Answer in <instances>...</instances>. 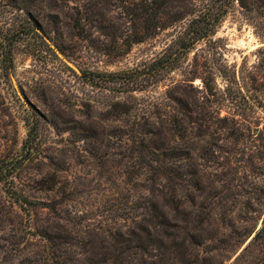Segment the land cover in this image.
<instances>
[{
    "label": "rangeland",
    "instance_id": "rangeland-1",
    "mask_svg": "<svg viewBox=\"0 0 264 264\" xmlns=\"http://www.w3.org/2000/svg\"><path fill=\"white\" fill-rule=\"evenodd\" d=\"M13 1L0 0V167L11 161L18 167L13 177L0 183V200L56 204L55 211H39L38 222L50 217L53 230L72 234L75 241H86L88 249L98 252H114L111 245L115 239H124L116 246L137 249L140 235L143 242L147 239L140 229L144 225L152 231L156 243L162 238L171 251L175 242L182 241L192 251V238L197 237L204 242L197 250L204 258L211 257L214 264L258 261L259 249L240 256L249 240L236 254L221 251L212 255L214 243L210 238L245 233L256 226L258 230L262 225L264 113L254 111L251 121L242 124L244 135L238 139L221 129L211 134L203 132L195 141L200 188L191 200H178L179 210L175 211L143 176L127 177L124 155H130V151L124 145V130L128 126L117 104L122 95L90 82V72L129 70L154 57L173 38L172 29L134 44L120 57L93 56L83 47L85 42L77 38L62 41L65 49L61 50L58 34L65 22H70L64 14L76 13L77 8L84 10L86 2L45 0L29 12L40 17L47 32L35 24L40 35L35 31L23 33L10 42L14 30L28 16L27 10ZM50 2H61L62 12L53 11ZM112 10L116 17L121 15L118 6H112ZM86 34L102 45L111 42L106 31L91 24H87ZM215 38L220 40L224 58L238 68L255 63L264 48L255 28L237 14L226 18ZM47 39L79 72L60 58ZM179 78V72L172 73L160 86L134 96L149 102ZM194 83L201 87L199 79ZM219 83L222 85L221 80ZM128 102L137 106L134 98ZM167 255L171 258L167 264H181L173 260V252ZM0 264L21 261L0 258Z\"/></svg>",
    "mask_w": 264,
    "mask_h": 264
},
{
    "label": "trees",
    "instance_id": "trees-1",
    "mask_svg": "<svg viewBox=\"0 0 264 264\" xmlns=\"http://www.w3.org/2000/svg\"><path fill=\"white\" fill-rule=\"evenodd\" d=\"M44 1L12 2L27 10L28 16L14 30L10 42L23 33L36 32L35 24L47 32L40 17L29 12ZM84 1V10L77 8L76 13L64 14L70 22H65L58 34L61 50L65 49L62 41L77 38L85 42L83 47L93 56L120 57L128 54L134 44L172 29L173 38L154 57L129 70L90 72V82L95 86L105 85L109 92L122 95V101L117 104L128 126L124 130L127 135L124 145L130 151V155H124L127 177L143 176L177 211L178 200H191L200 188L195 141L204 131L211 134L218 129L238 139L244 135L242 124L251 121L254 111L264 113V48L259 50L261 55L255 63L238 68L224 58L220 40L215 38L226 18L237 14L255 28L264 44V0ZM49 6L53 11L63 10L61 2H50ZM112 6L122 10L120 16L112 13ZM129 21L133 26L128 25ZM87 24L106 31L111 42L102 45L92 39L86 34ZM176 72L181 78L167 84L164 92L152 96L151 101L145 103L143 97L134 96V93L160 86ZM197 79L201 87L194 83ZM130 98L137 100V106L128 102ZM215 126L217 128L211 131ZM17 167L12 161L0 167V183L13 177ZM14 194L17 195L18 190ZM56 208V204L42 201L0 200V258L19 259L21 264H167L171 263L167 254L173 252L176 255L173 260L181 264H214L211 257L210 260L204 258L197 250L203 242L197 237L192 238L195 245L192 251L183 241L175 242V249L171 251V246L162 238L156 243L154 234L144 225H140V229L147 234V239L143 242L140 235L137 249L116 246L124 239L114 240L115 244L111 245L114 252L88 249L86 241H75L72 234L53 230L50 217L41 223L36 219L39 211L51 212ZM146 217L144 214V221ZM156 225L153 221L152 226L156 228ZM256 227L245 233L213 236L210 238L214 243L212 255L221 251L236 254L249 240L240 256L259 249L261 258L252 264H264V218L261 227L258 230ZM7 231L6 235L1 234Z\"/></svg>",
    "mask_w": 264,
    "mask_h": 264
},
{
    "label": "water",
    "instance_id": "water-1",
    "mask_svg": "<svg viewBox=\"0 0 264 264\" xmlns=\"http://www.w3.org/2000/svg\"><path fill=\"white\" fill-rule=\"evenodd\" d=\"M47 41L49 42V44L52 46V48L55 50V52L60 56V58L66 62L70 67H72L74 70L78 71L79 72V69L78 67L73 63L71 62L68 58H66L64 56V54L61 52V50H59L57 47H55L54 44L51 43V40L47 39Z\"/></svg>",
    "mask_w": 264,
    "mask_h": 264
}]
</instances>
